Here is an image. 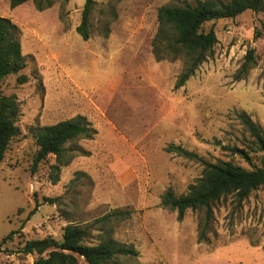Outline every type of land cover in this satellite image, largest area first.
<instances>
[{"label":"rangeland","instance_id":"374dc122","mask_svg":"<svg viewBox=\"0 0 264 264\" xmlns=\"http://www.w3.org/2000/svg\"><path fill=\"white\" fill-rule=\"evenodd\" d=\"M54 1L37 11L32 1L10 8L0 0V17L20 30L26 67L19 74L27 78L0 83L20 107L18 134L0 164V241L13 233L0 248V264H33L36 255L21 252L25 241L60 240L65 226L86 227L116 210L130 215L92 229L88 241L109 237L133 247L137 256L128 264H264V188L241 203L220 199L208 222L204 211L189 210L179 221L161 206L168 189L185 194L203 169L167 152L170 145L211 163L260 165L261 153L247 163L222 147L242 146L243 112L264 130V12L205 24L217 37L213 54L176 90L182 61L157 62L151 53L157 10L196 0H93L87 41L75 31L85 0ZM248 48L255 65L236 81ZM77 116L96 134L66 145L72 158L53 184L52 156L31 170L35 133Z\"/></svg>","mask_w":264,"mask_h":264},{"label":"trees","instance_id":"16d2710c","mask_svg":"<svg viewBox=\"0 0 264 264\" xmlns=\"http://www.w3.org/2000/svg\"><path fill=\"white\" fill-rule=\"evenodd\" d=\"M10 8L32 1L37 11H43L54 4V0H8ZM94 5L93 0H85L81 21L76 33L87 41L90 38L89 16ZM245 11L264 12V0H196L193 5H163L157 10V30L151 42V53L159 61L181 60L183 68L178 75L174 89H180L192 77L198 67L212 54L217 37L212 27L204 30V25L224 19H233ZM255 65L254 49L248 48L241 67L234 80H242ZM26 67V58L22 54L20 30L8 18L0 17V83L10 75H17V84L27 81L19 74ZM20 112L17 99L5 96L0 91V164L10 141L18 134L16 120ZM240 123L247 137L241 147H222L232 155L250 163L249 154L261 153L263 158L259 166L245 169L231 162L205 161L197 154L180 146L170 145L167 152L183 158L195 160L203 166L201 177L187 192L176 196L168 189L161 198V206L177 214L180 221L186 212L204 211L205 220H210L212 206L220 199L232 195L238 203L249 195L264 188V130L251 120L245 112L239 115ZM96 134L91 124L81 116L38 128L35 133L37 146L33 158L32 172L37 166L52 156L54 163L50 167L51 181L55 184L62 167L69 164L66 145L77 139H90ZM50 204L54 199L45 198ZM130 215L128 210H116L94 220L89 226L67 225L62 230L60 240L45 237L40 240L25 241L21 252L36 255L33 264H78L82 258L86 264H128L127 259L137 256L131 246L114 242L109 237L90 244L91 230L103 229L110 222H120ZM100 225V226H98ZM98 226V227H96ZM205 227V226H204ZM10 233L0 241V248L11 238ZM204 231H200L198 241H205Z\"/></svg>","mask_w":264,"mask_h":264}]
</instances>
